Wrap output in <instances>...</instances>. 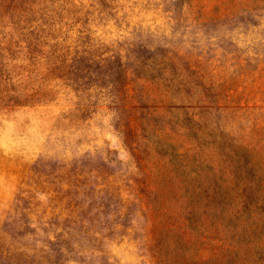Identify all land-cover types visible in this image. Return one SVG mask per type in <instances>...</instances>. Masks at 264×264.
Returning <instances> with one entry per match:
<instances>
[{
    "label": "rangeland",
    "instance_id": "obj_1",
    "mask_svg": "<svg viewBox=\"0 0 264 264\" xmlns=\"http://www.w3.org/2000/svg\"><path fill=\"white\" fill-rule=\"evenodd\" d=\"M205 141L258 202L224 181L187 264H264V0H0V264H168L157 166Z\"/></svg>",
    "mask_w": 264,
    "mask_h": 264
},
{
    "label": "trees",
    "instance_id": "obj_2",
    "mask_svg": "<svg viewBox=\"0 0 264 264\" xmlns=\"http://www.w3.org/2000/svg\"><path fill=\"white\" fill-rule=\"evenodd\" d=\"M164 88L168 93L177 92L175 89L174 75L169 74L164 80ZM161 98V101H165ZM154 110L157 111V108ZM165 114L159 115V121H163ZM202 120V116H199ZM150 125L145 126L147 128ZM202 125H199L201 127ZM153 131L152 141L161 134H166V128L162 123L150 126ZM187 128H193L187 126ZM198 137L197 130L194 131ZM158 145V144H157ZM172 150L164 151L157 166V174L162 180V187L157 190V195L162 201V211L166 209L165 201L174 202L179 208L177 217L182 219L180 226L174 228V236L163 232L158 239L157 256L168 264H187L188 246L193 227L205 225L225 216L230 209V203L225 201L222 192V183L233 180L236 189L245 194L247 210L257 204L253 182L257 179L254 168L248 164L235 166L233 160L224 155L223 149L217 145L211 146L209 142L195 147L194 145L171 143ZM182 149V150H181ZM171 215V213L169 214ZM252 217V216H249Z\"/></svg>",
    "mask_w": 264,
    "mask_h": 264
}]
</instances>
